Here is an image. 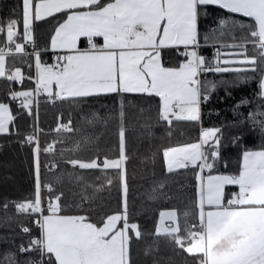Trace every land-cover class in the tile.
I'll use <instances>...</instances> for the list:
<instances>
[{
  "label": "snow or ice",
  "instance_id": "obj_1",
  "mask_svg": "<svg viewBox=\"0 0 264 264\" xmlns=\"http://www.w3.org/2000/svg\"><path fill=\"white\" fill-rule=\"evenodd\" d=\"M19 8V14L12 9L6 20L0 18V77L20 82L19 89L10 87L0 99V134L12 133L10 125L19 114L12 105L18 102L33 119L22 143L33 145L35 188L30 198L3 205L7 211L11 203L18 213L30 216L32 226L20 225L28 239L15 243V251L0 253V264H136L134 242L146 235L166 237L194 254L196 264H264V0H21ZM209 17L215 23L202 32L201 20ZM45 18L55 20L48 45L54 53L51 61L43 58L35 38V22ZM208 45L214 49L211 56L201 51ZM16 55L26 58V68L9 64V56ZM226 72L236 75L227 80ZM209 73L221 78L210 79ZM253 82L252 98L242 96L232 106L241 119L229 123L241 127L226 144L224 124L204 125L202 104L221 85L231 96L229 86ZM112 93L121 97L118 152L101 156L97 149L95 155L80 156L84 145L92 143L88 136L60 149L61 158L74 169L104 173L101 183L76 176L82 185L81 204L78 212L69 213L62 202L64 192L57 187L65 173L54 181L42 180L41 152L55 155L63 141L54 138L41 147V94L53 103L68 100L79 106ZM129 93L155 97L157 119L168 126L181 120L200 125L198 137L162 147L168 172L194 169L195 198L183 220L176 208L161 209L153 233L144 231L129 206L124 99ZM245 105L250 110L239 112ZM98 117L92 113L85 120ZM74 130L73 118L65 122L60 113L54 131ZM249 133L256 143L241 144ZM15 134L20 135L18 127ZM229 144L240 149L234 169L225 156ZM66 151L75 158L66 159ZM47 165L50 171L56 167L54 160ZM89 183L95 192L118 184L121 205L99 218L90 215ZM145 251L150 253L152 246Z\"/></svg>",
  "mask_w": 264,
  "mask_h": 264
},
{
  "label": "trees",
  "instance_id": "obj_2",
  "mask_svg": "<svg viewBox=\"0 0 264 264\" xmlns=\"http://www.w3.org/2000/svg\"><path fill=\"white\" fill-rule=\"evenodd\" d=\"M21 0H0V18L7 19L12 9L19 14ZM214 11H220L215 9ZM240 18L243 19V14ZM212 17L201 20V31L204 32L205 25H214ZM55 20L45 18L43 21L35 22V38L37 46L42 49L44 59L51 61L54 53L50 50L49 41ZM239 36L240 33L238 32ZM227 38V37H226ZM3 37L0 36V41ZM201 51L211 56L214 49L211 45L204 46ZM229 51V49H223ZM173 53V58H175ZM26 59L22 55L9 56V64L15 63L18 67H25L22 61ZM27 70V69H26ZM34 74V68L32 70ZM234 72L223 74L227 80L235 77ZM208 78L220 79L221 75L209 73ZM27 86L34 87V81L25 80ZM10 87L19 89L20 83H11L10 80L0 77V99L5 97ZM256 87L251 84H239L235 87H228L231 96L225 94V86H219L216 93L204 104H202V119L205 126L209 122L214 124H224L223 136L225 143L234 136L241 126H232L229 122L239 120L241 117L232 110L242 96L250 99L252 89ZM120 95L99 94L90 100L76 103L63 100L53 103L46 98V94H41L40 100V119L39 126L45 129L40 134L41 147L46 146L52 139H58L63 143H58L55 155L52 153L41 152V175L44 182L54 181L57 175L64 172L62 181L57 187L64 192L62 202L66 204L69 213L79 211L81 204L80 197L81 183L76 180V176L83 175L86 181L101 183L104 173L100 170H84L73 168L60 156V149H67L74 145L76 141L83 137L91 138V144H85L79 155L82 157L99 154H108L110 157L118 152V112ZM126 103V142L125 154L128 156L126 163L127 179L129 183V206L132 215L138 219L145 232L153 233L154 226L159 217V211L163 208H176L183 220V212L190 209L195 198V175L194 169L179 168L168 172L166 163L162 157V147L169 143L188 142L198 137L200 125L192 121H174L173 125L168 126L157 119L156 98H149L144 94L129 93L124 97ZM151 105V111L148 107ZM14 113L17 115L16 121L10 127L13 129L11 134H0V253L7 249L15 251L14 244L21 243L28 239V235L23 232L21 224H29L31 217L27 214L18 213L15 206L8 204L7 211L3 205L6 201H19L30 198L35 188V168L33 157V145L22 143L24 134L31 130L33 119L26 112L18 108V102H13ZM144 109V111H141ZM209 109H219V112ZM248 106H241L239 112L249 111ZM62 113L66 122L67 118H73L74 131L56 133L55 127L58 122V115ZM92 113H98L99 117L94 121H86L85 116L91 118ZM19 128L20 135L15 134V129ZM53 130V131H49ZM256 143L253 135L249 133L241 144ZM240 149L234 145H228L225 153L226 158H230V167L233 169L238 165ZM66 159L75 158V154L65 152ZM54 160L56 167L49 170L47 161ZM67 173H72L71 176ZM109 175H115L109 170ZM163 184V187L159 185ZM236 188L231 187L234 191ZM46 191V190H45ZM87 192L92 196L90 215L97 218L110 212L113 208H118L122 201V189L116 183L110 189H103L95 192L91 183ZM94 194V195H93ZM88 202H85V207ZM191 222H195L192 220ZM151 245L152 251L146 252L145 249ZM2 258V257H0ZM23 258V257H22ZM133 259L136 264H196L194 254L187 253L186 250L178 246L171 245L166 237L146 235L143 240L134 242Z\"/></svg>",
  "mask_w": 264,
  "mask_h": 264
},
{
  "label": "built area",
  "instance_id": "obj_3",
  "mask_svg": "<svg viewBox=\"0 0 264 264\" xmlns=\"http://www.w3.org/2000/svg\"><path fill=\"white\" fill-rule=\"evenodd\" d=\"M27 47H28L29 51H31V46H27ZM14 82H17V81H11V83H14ZM45 154H47V153H45ZM188 168H190V167H188Z\"/></svg>",
  "mask_w": 264,
  "mask_h": 264
},
{
  "label": "rangeland",
  "instance_id": "obj_4",
  "mask_svg": "<svg viewBox=\"0 0 264 264\" xmlns=\"http://www.w3.org/2000/svg\"><path fill=\"white\" fill-rule=\"evenodd\" d=\"M50 50H51V48H50ZM51 51H53V50H51ZM235 190H237V189H235ZM235 190H234V191H235ZM177 212H178V211H177ZM158 219H159V217H158ZM157 222H158V220H157ZM166 222H167V221H166Z\"/></svg>",
  "mask_w": 264,
  "mask_h": 264
}]
</instances>
